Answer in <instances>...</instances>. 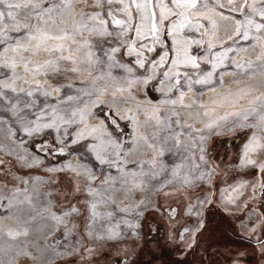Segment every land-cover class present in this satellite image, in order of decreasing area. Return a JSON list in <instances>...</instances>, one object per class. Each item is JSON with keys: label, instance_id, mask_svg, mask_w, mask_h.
Returning a JSON list of instances; mask_svg holds the SVG:
<instances>
[{"label": "rangeland", "instance_id": "374dc122", "mask_svg": "<svg viewBox=\"0 0 264 264\" xmlns=\"http://www.w3.org/2000/svg\"><path fill=\"white\" fill-rule=\"evenodd\" d=\"M254 2L264 7V0ZM101 3L79 0L75 19L81 12L99 13L109 21L111 12L125 19L123 4H129L133 23L128 35L116 36L120 29L108 25L114 35L103 47L120 49L114 60L101 52L98 38L91 37L98 64L85 63L72 72L65 71L71 62L62 60L58 73L51 65L38 72V65L50 56L14 51V40L23 31L7 30L9 39L0 43V264H184L172 256H189V251H196L193 264H220L226 253L235 254L231 264H264V245L257 247L255 258L247 243L232 242L225 234L231 225L238 236L261 238L264 150L259 149L251 168H240V161L252 134L260 140L264 134V29L252 28L248 39L234 31L236 20L251 16L260 22V17L250 7L241 13L245 0H197L199 11L193 10L180 28L193 41L190 51L197 66H179L170 76L175 56L171 27L181 17L168 15L167 9H182H176L173 0H149L157 13L158 32L136 40L134 29L141 22L136 0ZM161 4L167 6L163 24ZM65 19L71 31L73 18ZM88 23L91 27L97 21ZM87 36L85 31L76 39L82 43ZM133 42L135 51L130 52ZM218 54L224 56L222 63L217 62ZM25 60L32 61L27 71ZM209 72V82L197 83ZM166 82L170 86L163 88ZM217 93L221 99L212 100ZM245 100L247 104L228 112L227 120H216L220 111ZM54 121V127L42 126ZM101 125L111 133L110 148L100 153L108 163L90 152L98 147L95 140L74 145L82 130L88 131L85 136L98 135ZM200 165L210 173L204 179L197 174ZM240 180L249 183L245 194L238 191L233 200H223L222 190ZM219 202L238 203L224 204L232 217L218 216L223 208ZM93 203L99 213L95 218ZM73 208L78 211L63 215ZM247 210L256 211V217L246 219ZM184 229L190 230L186 241L187 234L180 237ZM178 237L184 242L178 243Z\"/></svg>", "mask_w": 264, "mask_h": 264}, {"label": "snow or ice", "instance_id": "6c2138e0", "mask_svg": "<svg viewBox=\"0 0 264 264\" xmlns=\"http://www.w3.org/2000/svg\"><path fill=\"white\" fill-rule=\"evenodd\" d=\"M79 0H0V25H2L3 30H0V43H4L5 40L9 39L6 35L7 30H11L17 33L23 31L24 35L22 37L16 38L14 40L15 47L13 50L23 49L25 52L32 53L33 56L39 54L41 51L49 54L50 58L47 59L43 64H39L37 71L47 68L49 65L53 67V72L58 73L60 71L59 63L62 60L70 61L72 64L71 68L65 69V71L78 72L80 71L79 65L87 63L89 66H94L100 62V57L97 55L94 50V45H92L90 38L97 37V44L100 47L101 52L109 59H115V53L119 52L118 47H111L108 50H105L103 45L107 42L108 37L114 35L113 32L108 30V25L111 23L115 25L116 28L120 29L118 33H115L116 36L124 35L127 36L129 30L131 29L133 23V15L129 9V4H123V10L125 13V19H117L115 15L111 12L107 13L111 17L110 21L101 19L99 13L87 14L79 13L80 19L77 21L75 16V5ZM107 3L111 4L114 2L123 3V0H106ZM174 7L176 9H182V11H172L167 9L168 15H175L181 17L178 22H172V28L178 29L185 26V21L188 20V16L192 13L193 10L199 11L197 8V0H173ZM47 5V6H45ZM97 6L102 7L101 0H97ZM166 5H159V21L160 24H163V21L167 18L165 15ZM207 7V5H205ZM245 7L252 8L253 12L260 17V22L254 20L251 16H245L243 20H236L234 24V31L236 36H241L243 39L249 38V31L254 28L257 32L264 29V7L257 8L253 0L252 4L248 3V0H245V3L241 5L240 11L243 13ZM135 10L138 13L141 26L135 27L134 31L137 36L141 35L143 21L147 20V31L144 32V35L147 36L149 33H157L158 27L156 23L157 13L152 10L149 0H144L143 3H135ZM72 17L71 21V31H69V23L65 17ZM203 15V13H201ZM22 17V19H18ZM7 18V22L6 21ZM227 19V17H222ZM97 21L89 27V21ZM213 29H215V21H212ZM88 32V36L84 38L83 42L77 41V36H83L84 32ZM154 41L159 40V35L153 37ZM228 39H232L231 36ZM36 43L33 45L32 42ZM211 46V45H210ZM84 49H88L84 51ZM130 52L135 51V44H133L128 49ZM151 50V49H149ZM243 49H239L240 51ZM7 51V48L5 49ZM233 51L232 49H227L226 52ZM226 52L224 55H226ZM67 53V55H65ZM139 55V54H138ZM165 56L167 53L164 54ZM224 56L218 54L216 59L218 63L223 62ZM164 57H161V63H163ZM185 62H191L194 67H196L195 58H188ZM32 63L30 60H25V69H28V64ZM137 63L143 67V61L137 60ZM173 63H176L173 61ZM232 63H236L235 60ZM15 63L11 67H15ZM215 67V65H214ZM237 67H242V65L237 64ZM131 71V69H128ZM91 74V72H89ZM212 73L209 72L207 77L202 80H198L197 83H207L210 81ZM147 82V81H145ZM15 91V88L12 89ZM58 90V89H57ZM29 96L32 95L31 91H28ZM44 96H49L50 93L44 92ZM183 95V93L181 94ZM69 100L72 97H68ZM55 115V110H53ZM75 115V113H73ZM235 116H239L240 113H233ZM58 119H63V117H57ZM247 119V116L244 117ZM221 119L227 120L228 117H222ZM261 121L264 122V116H261ZM159 123V118H157ZM43 127H54L55 121L52 124H44ZM208 127H211L209 125ZM257 149L264 150V144H261L259 140L254 136L252 143L248 146V149L245 152L247 157L248 151L255 152ZM96 158L100 160L101 163H108L99 153H97ZM246 163L249 165H255L257 162L252 159H247ZM182 165H177V168ZM261 169L264 170V165H260ZM174 174H177L174 172ZM93 178V177H90ZM91 195L95 196L96 192L92 189H89ZM97 205L93 203L91 205V212L93 218L99 215L96 212ZM78 210L73 208L71 212H65L64 216L71 215L72 212H77ZM111 215V213H109ZM54 219L60 221L61 217L54 216ZM26 234V233H25ZM12 235V233H9Z\"/></svg>", "mask_w": 264, "mask_h": 264}, {"label": "flooded vegetation", "instance_id": "af4514ba", "mask_svg": "<svg viewBox=\"0 0 264 264\" xmlns=\"http://www.w3.org/2000/svg\"><path fill=\"white\" fill-rule=\"evenodd\" d=\"M99 131H100V133L102 135L101 134L91 135L92 138H90L91 136L89 135V136H85V137L81 138L80 140L75 139L74 145H78V144L81 145L87 139H93V140H95L96 143H98V147L95 146V148L91 149L90 152L91 153H95L96 156H97V153H99V154L101 153V155H103V153L110 148V145L109 146L107 145L108 144L107 138H109V135H111V133L109 132V130L107 129L106 126L104 127L102 125H101ZM104 134L107 135L108 137L105 136ZM254 136L259 140L260 143L262 142L261 144H264V138H263L264 134H263L261 140L258 137V134L257 133H253L252 134V136L249 138V140L246 142V144L243 146V149H242V157H241V161H240L241 162L240 168H242V169L252 166V165H249V164L246 163V160L247 159H252V160H255L257 162V159H258V156H259V149H257V151H255V152L248 151L247 157L245 156V152L248 149V145L252 143L251 140H253V137ZM102 138H106L107 143H106L105 146L103 144H101ZM100 147H103V148L101 150H99ZM106 147H107V149H105ZM153 153L156 156V151L155 150L153 151ZM78 161L80 162V160H78ZM65 163H67V162H65ZM246 186H247V184L245 183L244 180L237 181V182H235V183L227 186L226 188H224L222 190L223 200L226 201L227 198L233 200L234 198L232 199L231 196L235 192H238V191H241L242 193L245 194L244 191L246 190ZM260 195H261V197H264V181H263L262 187L260 189ZM223 203L225 205H227V206H237L238 205V203H236V202H228V203L226 202L227 204L225 202H223ZM224 207L225 206H223V208L220 209V212L218 211V216L224 215V216H226L229 219L230 217H232V213H231L232 211H226V209H229V208H224ZM246 212H248V213L249 212H252V216L251 217H253V216L256 217V215H257V214H254V213H256V211L253 212V211H248L247 210ZM259 213H260V211H259ZM262 216H263L261 218L262 220H260L261 224L258 227V229H259V231L261 233V238L260 239H252V238L245 237V236H238V235L234 234L233 228L231 227V225H230V227H227V229L225 230V234L228 235V238L227 239L232 240V242L233 241H236V242H244V243H247L249 245L248 246V250H250V251L253 250V254H254V257L255 258L257 256L256 255V253H257V247L264 245V215H262ZM251 217L246 216V219H251ZM2 218H4V217L0 216V220ZM1 221H3V220H1ZM230 223H231V221H230ZM187 230L183 231V234H182L183 237L188 232ZM197 241H200L201 244H203L205 242V241L203 242L202 239H200V238H198ZM177 242L178 243H181L180 240H179V237H178ZM200 243H199V245H200ZM231 245H236V244L233 243ZM195 252L196 251H194V252L193 251H189V254H188L189 256H185V257L184 256L173 255L172 258L177 259V260L178 259H181L183 262H185L184 264H193V263H196L197 262V261H195V259H196ZM197 253L199 255H201V252H197ZM222 257H223V260L220 262V264H231L232 261L234 260L233 258H235V254L234 253H226ZM193 259H194V261H193ZM197 259H198V257H197Z\"/></svg>", "mask_w": 264, "mask_h": 264}, {"label": "bare ground", "instance_id": "6f19581e", "mask_svg": "<svg viewBox=\"0 0 264 264\" xmlns=\"http://www.w3.org/2000/svg\"><path fill=\"white\" fill-rule=\"evenodd\" d=\"M136 2L137 3H143L144 2V0H136ZM215 13V12H214ZM221 14V13H220ZM201 15V14H200ZM180 19H182V18H180ZM179 19V20H180ZM178 20V21H179ZM188 22V21H187ZM141 23L142 22H140V24H139V26H141ZM147 25H148V21L147 20H145V21H143V26H142V31H141V35L140 36H137L136 35V40H139V39H142L143 37H145V35H144V32L145 31H147ZM171 36H172V40H173V44H174V46H175V56H174V60L173 61H175L176 63H173L172 62V64H171V68L169 69V75L170 76H172V75H175V73L177 72V69H178V67L179 66H187V67H190V66H192V63L191 62H185L186 61V59H188V58H195V55L190 51V46L192 45L191 43H193V41H191V39H190V37H189V39L180 31V28H178V29H173L172 27H171ZM36 42L34 41L33 42V45L35 44ZM191 44V45H190ZM191 50H192V48H191ZM196 60V59H195ZM228 74V73H227ZM227 74L225 75V76H227ZM229 75V74H228ZM229 77V76H228ZM225 79H226V77H225ZM223 80V79H222ZM225 81V80H224ZM226 82H228V81H226ZM225 82V83H226ZM225 83H224V85H225ZM231 84V83H230ZM223 85V86H224ZM170 86V84L169 83H165L164 84V87L163 88H168ZM223 88V87H222ZM161 89H162V87H161ZM218 89V88H217ZM217 89H215V90H217ZM227 89V88H226ZM219 91L221 92V90H220V88H219ZM224 91V90H223ZM215 92V91H214ZM213 93V90H211L210 91V94H212ZM222 94V93H221ZM215 96V98H217V101L218 100H220L221 99V95L219 94V93H217V94H215V95H211L210 97H212L211 99L213 100V97ZM247 102L248 101H238V102H236V103H234L233 105H231V106H229V107H227V108H225L224 110H222V111H220L219 113H218V115H217V117H216V120L218 121L219 119H221L222 117H225L227 114H228V112H234V111H236V110H238L240 107H239V105L240 104H247ZM218 103V102H217ZM120 115L122 116V117H124L125 116V113L124 112H120ZM85 133H88V131L87 132H84V130H82L77 136H76V139L77 140H80L81 138H83V137H85ZM136 134V133H135ZM106 143H107V141H106V138H102V142H101V144H103L104 146L106 145ZM103 147H100V149L99 150H101ZM154 151V150H153ZM201 167V165L200 166H198L197 167V169L199 170L198 172H197V174H199L200 173V177L202 176V178H200V179H204L203 177L205 176L206 177V175L208 176L210 173H209V170H207V169H204V171L200 168ZM249 183L247 182V185H248ZM247 189V188H246ZM254 214H256V213H254ZM3 222L4 221H1L0 220V228L1 227H3ZM185 230V229H184ZM183 230V231H184ZM183 231L180 233V237H182V234H183ZM187 231H189V230H187ZM188 233V232H187ZM186 233V234H187Z\"/></svg>", "mask_w": 264, "mask_h": 264}, {"label": "crops", "instance_id": "0c3cea01", "mask_svg": "<svg viewBox=\"0 0 264 264\" xmlns=\"http://www.w3.org/2000/svg\"><path fill=\"white\" fill-rule=\"evenodd\" d=\"M256 165V164H255ZM253 167V166H252ZM251 168V167H250ZM240 169V168H239ZM249 169V168H248ZM248 169H246V170H243V171H247ZM240 170H242V169H240ZM222 206H225L224 204H222L221 202H219ZM224 208H230V207H227V206H225ZM195 219H198V218H195ZM187 226H189V228H190V225H187ZM189 233H190V230H189V232L187 233V235H186V238H185V240L184 241H186V239H187V236L189 235ZM184 241H180V242H184Z\"/></svg>", "mask_w": 264, "mask_h": 264}, {"label": "built area", "instance_id": "2783aa9c", "mask_svg": "<svg viewBox=\"0 0 264 264\" xmlns=\"http://www.w3.org/2000/svg\"><path fill=\"white\" fill-rule=\"evenodd\" d=\"M247 216H248V217H251V216H252V212H249V213L247 214Z\"/></svg>", "mask_w": 264, "mask_h": 264}]
</instances>
